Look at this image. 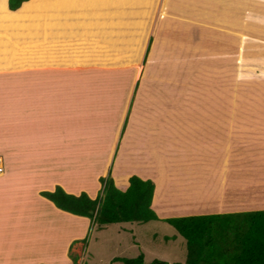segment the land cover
<instances>
[{"label":"rangeland","instance_id":"obj_1","mask_svg":"<svg viewBox=\"0 0 264 264\" xmlns=\"http://www.w3.org/2000/svg\"><path fill=\"white\" fill-rule=\"evenodd\" d=\"M32 1L34 0L23 4L24 10L19 14L18 10L16 12L10 10L8 0H0L1 64L6 61L12 62V53L18 47L15 45L21 38L24 39V36H30V38L35 36L34 24H39L42 28L39 23H42V20H49L47 28L50 35L55 36V39L49 37L45 42H42V46L45 43L46 48L53 49L51 52L49 50L45 53L34 51L37 58L32 57V62L36 64L40 61L69 62L73 60L72 57L76 61L79 60L81 52L86 50L87 40L93 36L88 33L91 31V33L97 31L96 34L104 36L108 34L112 38L110 50L118 52L115 45L117 44L116 40L121 38V36L118 37L119 30L112 24L101 26L100 19L105 16L102 15L103 12L110 10L112 4H117L124 15L129 13L130 17L136 18L138 21L143 18L137 24H144L147 27L146 24L152 22L156 9L162 4L161 0H35L33 3ZM201 5H204V10L199 5L192 8V18L199 17L200 22L206 20L211 25L207 26L206 24V26L200 27L193 25L196 34L190 32V35L196 41H191V45L201 48L203 52L201 53L199 50L196 54L195 51L187 53L192 58L188 69H183V67L179 69L181 65L177 69H172V65H168L171 60L163 59V63L160 62L156 66L157 69H145L141 77L138 75L139 69H124L125 72L118 69H94L83 72V74L69 71V74L65 75V72L69 70L67 69V71H63L60 79L48 76L40 77L36 71H27L24 74V78L28 77L31 80L33 90L37 85V87H43V84L47 82L51 85L59 80L68 82L86 80L91 83L89 91L83 93L80 90L79 93H76L74 100L71 96L65 97L66 104L58 106L61 111L55 112L54 109L49 111L53 112L55 119L60 123L56 125V134L62 138L60 140L80 141L89 138L93 141L92 153L82 152V150L91 149V147L87 148L80 143L64 147L61 155H53L59 157L63 162L64 169L61 174L68 175L66 178L71 186L76 185L73 187L77 189L79 185L84 184L87 191L94 190L95 188L92 187L94 184L96 187L99 182L100 187L97 195L95 197L91 195L92 198H96L103 195L101 177L110 175V178L120 183L124 179L130 181L129 178L133 175L141 176L144 179L159 176L160 184L166 186L168 191L164 197L161 194L158 201L160 205H165L162 206V210H167L165 213L162 211L164 216L179 217L198 215L196 213H217L218 208H221L217 205L220 199L226 200L232 195L229 196L226 192V197L218 198L219 194L214 190V184L219 182L216 177L211 182L209 179V182L212 183L210 184L212 192L209 189L208 192L203 193L204 188L200 184L202 193H198L192 184V182H197V172H200L203 178L209 175L208 165L202 161L207 155L206 157L212 158V164H215L212 166L213 171L216 169L220 171L221 168L224 170L225 167L230 169L231 165L239 166L238 163L246 164L247 170L242 172L240 178L248 184L252 193L250 197L254 199L250 201V204L240 203L239 206L242 204L241 207L247 208L248 210L245 211L248 212L264 210V144L255 141L254 134L251 135L252 144L247 143V146L234 147L232 153H228L229 149L227 153L222 154L223 160L220 157L221 154L212 148L203 145L198 147L192 143L193 138L195 142L200 139L199 133L208 140L210 138L211 141H219L225 137L229 131L228 127L233 125L228 115L235 112L236 101L239 102L240 98L251 102L248 104L249 108L242 106L244 114L251 115L264 110V85L260 88L262 90H257L254 87L246 90V81L243 80L240 83L239 69L236 67L233 51L235 48L237 49L236 41L233 43L230 40H224V52L217 51L216 54L215 49L220 47L221 43L215 42V29L218 31L220 28L218 29V26L215 25V15L209 14L208 11L213 12V1L201 0ZM199 10H202L201 14H196ZM24 12L29 17L20 20V16L24 18ZM108 13L112 14V12ZM91 16L94 17L89 18ZM85 19H98L97 27L93 28L92 22ZM51 21L54 25L50 24ZM74 21H77L78 25ZM224 29V34L231 33L229 27L225 26ZM57 31L58 33H56ZM144 31L145 29L142 32ZM151 31V34L156 33V27L154 31ZM85 33L86 35H83ZM36 34L38 33L36 32ZM137 34L136 27V30L130 33L129 39L137 38ZM117 37L118 39H116ZM204 37L206 42H204L205 40L201 41ZM22 48L21 45V50ZM112 61H114V57L111 64ZM71 70L74 71V69ZM136 74L138 75L137 84L140 83V86H135L133 95L129 99L126 95V92H129L127 87L134 86ZM5 76L8 75L4 73L0 75L2 78ZM2 78L0 81H4L5 85L8 78ZM99 82H119L127 87L107 89V86L104 89L97 86ZM1 93L5 94V91H1ZM246 93L247 98L245 97ZM123 104L126 106L125 112L118 121L120 107ZM2 106H4L3 103ZM33 109H37L34 99L31 100V112ZM36 114L32 113L33 117ZM3 115L6 114L3 113ZM43 115L40 114V116ZM46 115L49 113H45V117ZM187 115L191 116L184 122L175 119L176 116L185 119ZM224 116L228 117L224 118ZM63 123L65 125L62 127ZM182 123L195 127L194 137H191L189 132L181 135L176 130V125ZM46 124L50 125V122ZM164 127L167 129L163 130ZM226 128L227 130H225ZM262 128L264 129V126ZM116 130H118V134L114 137L111 134ZM150 134H153V137L157 134L158 137L152 138ZM200 142L206 141L200 139ZM217 148L220 149V146ZM76 149L79 152L73 151ZM98 150L113 152L112 154L106 153V151L98 153ZM194 154H196L195 157ZM49 156L47 155V157ZM30 162H39V153L32 152ZM197 164H199V170H195ZM250 166L253 168L249 169ZM254 177L256 178L253 179ZM229 178L227 190L233 191L231 185L234 184V180H229ZM94 181L95 183L92 184ZM184 184L187 187L186 190H184ZM35 185L36 179L33 178L29 186L32 189ZM189 192L192 196L191 201L185 200L186 196L188 198L187 193ZM87 193L90 195L88 191ZM238 194L239 196L246 195L244 191ZM215 199L218 200L214 201ZM226 207L228 206L226 205L224 208ZM240 209L243 210V208ZM164 219L159 217V219L147 222H121L106 225L91 221L86 234L80 240L81 248L74 249L75 253L71 254L78 257V264H125L121 261L114 262L113 258L116 256L134 258L141 253L144 254L146 262H152L155 259L165 260L169 263L185 262L187 259L186 239ZM82 231L83 223L81 222L78 226L79 234ZM41 237L43 238V236ZM41 244L42 242L38 248V256H40ZM76 246L78 247L79 244ZM63 263L64 260H62Z\"/></svg>","mask_w":264,"mask_h":264},{"label":"crops","instance_id":"obj_2","mask_svg":"<svg viewBox=\"0 0 264 264\" xmlns=\"http://www.w3.org/2000/svg\"><path fill=\"white\" fill-rule=\"evenodd\" d=\"M212 1L213 12L210 13V10L208 11L209 14L215 15V25L218 26V29L220 28L218 31L215 29L214 33L215 42L221 43V46L215 49L216 54L217 51L224 52V40H230L233 43L236 41L237 49L235 48L233 51L237 63L236 67L239 69L240 83L243 80L246 81V90L250 87L262 90L260 88L264 85V0ZM161 3V6L156 9L152 22L150 24L145 23L147 27L144 24H137L143 18L138 21L136 18L130 17L129 13H125L124 15L117 4H112L110 10L103 12L104 14L102 15L105 16L100 19V22H102L101 26L105 27L112 24L114 28L119 30L118 37L121 36V38L116 40L117 44L115 45L118 52L110 50L112 38L108 34L104 36L96 34L97 31L94 33H91V31L88 33L93 36L87 40L86 50L85 52H81L79 60L76 61L72 57L73 60L69 62L40 61V63L36 64L32 62V57H36L34 51L45 53L49 50L51 52L53 49L46 48L45 43L42 46V42H45L49 37L55 39V36L50 35L47 28L49 20H42V23L39 22L42 28L39 24H34L35 36L31 38L30 36H24V39L21 38L19 43L15 45H18V47L12 53V62L6 61V63H0V75L3 73L8 75L4 77L5 79L8 78L5 85L4 81H0V96H2L0 98V157L2 158L5 170L4 173L0 174V264H62V260H64L63 264H72L71 255L75 254L71 253H75L74 249L81 248L79 240L86 234L88 225L91 222L85 216L62 210L53 201L41 194L43 190L54 191L57 185L63 186L66 191L74 194L86 191L84 184L79 185L77 189L73 187L76 185H70L68 178H66L68 175L64 174L65 176H63L61 174L64 169L63 162L59 157L57 158L53 155H61L64 147L80 143L84 144L87 148L91 147V149H84L82 152L92 153L94 149L93 141L89 140V138L80 141L60 140L62 138L56 134V125L60 123L55 119L53 112L49 111H53V109L55 112L57 110L61 111L58 106L66 104L65 97L71 96L72 100H74L76 93H79L80 90L83 93L88 92L89 84L91 83L86 80H76L74 82L55 80L54 84L51 83L49 85L47 82L43 84V87H37V85L36 89L33 90L31 80L28 77L24 78V74L27 71H36L40 77L48 76L53 79H60L64 73L63 71H67V69L69 70L65 72V75L69 74V71L75 72V74H83V72L94 69H118L122 72L124 69H139L140 74L138 71V75L141 77L145 69H157L156 66L160 62L163 63V59L171 60V63L168 65H172V69L179 68V65H181L179 69H182V67L183 69H188L192 58L187 53L195 51L196 54L199 50H201V53L203 52L201 48L191 45V41H196L190 35V32L191 34L194 32L193 25L196 27L206 26V24L207 26L211 25L206 20V22H200L199 17L192 18V8L199 5L204 10V5H201V0H161ZM21 8L18 11L14 10V12L17 11L20 14L24 10ZM201 11L199 10L196 14H201ZM108 12H112V14ZM23 17L20 16L19 19L24 20L29 16L24 12ZM85 20L92 22L93 28H96L99 22L98 19ZM51 23L53 22L51 21ZM74 23L78 25L77 21H74ZM51 25H54V23ZM225 26L230 28L231 33H223ZM136 27L138 29L137 38L129 39L130 33L135 31ZM155 27L156 33L153 32L151 34L150 30L154 31ZM143 29H145V33L142 32ZM83 35H86V33ZM126 36L128 37L126 38ZM205 39L204 37L201 41ZM20 44L23 47L22 50ZM113 57L114 61L111 64ZM71 69H74V71ZM138 75L136 74L135 76L136 82H134V86H123L119 82H99L97 86L104 89L107 86V89L110 87H127L129 92H126V95L130 99L135 86H140V83L137 84ZM146 86L149 85L146 84ZM1 91H5V94H2ZM245 97L247 98V93ZM32 99H34V105L37 109H33L31 112ZM2 103L4 106H2ZM250 103L249 100L243 98H240L239 102L236 101L235 112L228 115L233 125L228 127L229 131L221 140L211 141L210 138L208 140L199 133L198 137L206 142H200V139L195 142L193 138V145L198 147L202 145L204 147L208 146L214 151L219 152L223 160L222 154L227 153L229 149L228 153H232V148L234 147L247 146V143L252 144L251 135L253 134L255 135V141H258L259 144H264V129L262 128L264 126V110L252 113L251 115L244 114L242 106L249 108L248 104ZM125 108V104L120 107L118 121H120L125 112ZM47 112L49 115L45 117V113ZM3 113L6 115H3ZM32 113L37 114L33 117ZM40 114L44 115L40 116ZM190 116L187 115L185 119L179 116L177 118L176 116L175 119H180L181 122H184ZM228 116H224V118ZM69 118L71 117L69 116ZM47 122H50V125H47ZM64 125L65 123L62 124V127ZM68 125H70L69 122ZM118 127L119 124L117 125ZM165 128L167 129V127H164L163 130ZM176 130L181 135L189 132L191 137H194L196 131L195 127L191 125L187 126L183 123L177 124ZM117 134L118 130L111 135L116 137ZM150 137L157 138L158 135L156 134L153 137V134H150ZM217 146H220V149ZM73 151L79 152L77 149ZM105 151L98 150V153ZM244 151L246 152V150ZM32 152L39 153V162H30ZM112 152L111 150L106 151V153L111 154ZM47 155L50 156L47 157ZM193 156L195 157L196 154ZM206 156L202 161L208 165L210 173L206 178H203L201 173L197 172V182H192L195 190L198 193L208 192L212 188L210 186L212 183L210 182L216 177V180L219 182L214 184V190L218 192V198L226 197V192L229 196L232 195L229 199H220L217 205L221 208H218L217 213H222V211L247 212L245 210L248 209L241 207L242 204L239 206L240 203L250 204V201L254 199L250 197L252 193L249 190L248 184L244 183L240 178L242 172H246L247 165L238 163L239 166L231 165L230 169L225 167L224 170L221 168L220 171L219 169L213 171L212 166L215 164H212L213 160L210 156ZM209 158L210 160H208ZM105 165L107 167V162ZM198 165L195 167V170H199ZM252 168L253 166L249 167V169ZM247 175H249V172H247ZM33 178L36 179V185L31 189L29 183ZM152 178L156 185L152 207L159 217L164 219V217L167 218L168 216H164L162 211L165 213L167 210H162V206L165 205H160L158 201L161 194L164 197L168 193L167 187L160 184L159 176ZM228 178L229 180H234V184L231 183L233 191L227 190ZM209 179H211L210 182ZM94 183L95 181L92 184ZM115 183L123 190H126L130 185L128 179H124L120 183L115 181ZM200 184L204 188L202 192L199 187ZM99 187L100 183L98 182L96 187L95 184L92 187L93 189L95 188L94 190H87L90 196L95 197L99 191ZM184 188V190L187 189L186 185ZM241 191H244L246 195L239 196L238 193H241ZM210 192H212L211 189ZM187 194L188 198L186 196L185 200L191 201V192ZM216 200L218 199L214 201ZM156 203L158 204L156 205ZM226 205L228 207L224 208ZM240 208H243V210ZM81 222L83 223V231L79 234L78 226ZM41 242L42 247L40 249V256H38V248ZM77 244H79L78 247L76 246ZM114 258L113 261L115 262Z\"/></svg>","mask_w":264,"mask_h":264},{"label":"trees","instance_id":"obj_3","mask_svg":"<svg viewBox=\"0 0 264 264\" xmlns=\"http://www.w3.org/2000/svg\"><path fill=\"white\" fill-rule=\"evenodd\" d=\"M27 1L8 0V6L10 10H18ZM101 180L103 195L96 198L86 191L70 193L61 185L41 194L62 210L85 216L100 225L159 219L152 207L156 188L152 179L133 175L126 190L120 189L110 175ZM164 220L187 242L186 261L173 264H264V210L185 215ZM71 258L72 264H78L76 255ZM114 260L125 264H170L161 259L146 262L143 253L134 258L118 256Z\"/></svg>","mask_w":264,"mask_h":264},{"label":"built area","instance_id":"obj_4","mask_svg":"<svg viewBox=\"0 0 264 264\" xmlns=\"http://www.w3.org/2000/svg\"><path fill=\"white\" fill-rule=\"evenodd\" d=\"M3 171H4V169H3V166H2V159H1V161H0V173H2Z\"/></svg>","mask_w":264,"mask_h":264},{"label":"bare ground","instance_id":"obj_5","mask_svg":"<svg viewBox=\"0 0 264 264\" xmlns=\"http://www.w3.org/2000/svg\"><path fill=\"white\" fill-rule=\"evenodd\" d=\"M35 1V0H34ZM71 216V215H70Z\"/></svg>","mask_w":264,"mask_h":264}]
</instances>
